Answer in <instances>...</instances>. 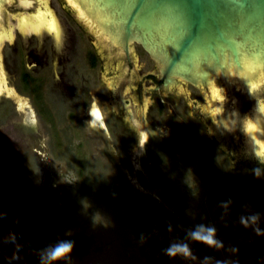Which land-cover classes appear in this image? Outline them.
Wrapping results in <instances>:
<instances>
[{
  "label": "rangeland",
  "instance_id": "374dc122",
  "mask_svg": "<svg viewBox=\"0 0 264 264\" xmlns=\"http://www.w3.org/2000/svg\"><path fill=\"white\" fill-rule=\"evenodd\" d=\"M46 2L58 32L0 29L5 81L32 111L18 110L7 88L0 92V264H41V250L62 240L75 245L67 264H264V167L229 155L210 136L208 92L187 85L173 98H153L145 86L147 142L139 143L142 133L85 29L64 0ZM73 35L71 60L62 58L77 87L68 97L56 85L62 65L53 47L65 49ZM142 61L136 57L138 74L157 73L146 53ZM91 96L107 117L115 155L88 130ZM259 137L255 153L264 154V124ZM197 225L213 227L222 246L191 239ZM176 242L190 254L166 255Z\"/></svg>",
  "mask_w": 264,
  "mask_h": 264
},
{
  "label": "water",
  "instance_id": "95a60500",
  "mask_svg": "<svg viewBox=\"0 0 264 264\" xmlns=\"http://www.w3.org/2000/svg\"><path fill=\"white\" fill-rule=\"evenodd\" d=\"M64 1L94 45L115 97L117 90L126 94L153 73L136 71L127 84L124 66H113L112 51L129 55L139 45L155 63L166 91L190 84L208 92L214 109L210 136L229 155L264 167V154L255 153L244 138L249 113L264 107L257 104L264 97V0ZM9 26L60 30L46 0H0V29ZM131 98L142 120L141 102L135 94ZM118 102L135 125L130 107ZM100 111L102 119L93 127L90 116L89 124L108 136Z\"/></svg>",
  "mask_w": 264,
  "mask_h": 264
},
{
  "label": "flooded vegetation",
  "instance_id": "af4514ba",
  "mask_svg": "<svg viewBox=\"0 0 264 264\" xmlns=\"http://www.w3.org/2000/svg\"><path fill=\"white\" fill-rule=\"evenodd\" d=\"M39 5V4H38ZM15 6V5H14ZM13 6V7H14ZM37 6V5H36ZM12 7V8H13ZM39 7H42V6H40L39 5ZM15 8H17V6L15 7ZM11 9V8H10ZM39 9V8H38ZM45 9H47V8H45V7H42V10H45ZM50 18H51V15L49 16ZM52 19V18H51ZM51 19H49V21L51 20ZM78 23V22H77ZM79 24V23H78ZM58 36V35H57ZM74 36V35H73ZM71 37V36H69V37H67L64 41H65V46L64 47H62V48H65V49H59L58 48V46L57 45H55V47H53L54 48V59H55V61L57 60V59H59L60 60V63H61V65H62V71H60V77L59 78H57L56 77V82H57V86L58 87H60L59 89H60V91L62 92V93H64L65 95H68V97H73L74 95H75V89L77 90V87H75L76 85L73 83V80L71 79L72 77V75H74V74H76L77 72H78V70H76L75 69V72H71V78H69L68 76V71H67V68H66V65H65V63L62 61L63 59L62 58H64V59H66L67 61H69V60H71V57H68L67 56V50L69 51V48H70V46H72V48H73V46H75V39L74 38H76L75 36L74 37ZM63 41V42H64ZM66 47H67V49H66ZM59 50H61V52H59ZM64 50V51H63ZM71 51V50H70ZM113 52V54L116 56V58H114V63H113V66L115 65V67L118 65V63H121L120 65H122V66H124V68L126 69V71H127V73H126V76H125V80L127 81V84H129L130 83V78H131V75L132 74H134V73H136V71L138 70L137 69V67L135 66V61H136V57L137 56H139V58L141 59V61H142V59H143V53L145 54L146 52L139 46V45H134V46H132V51L130 52V54L129 55H127V54H122V53H119V52H117V51H112ZM147 54V53H146ZM61 55V56H60ZM114 56V57H115ZM0 58H1V55H0ZM150 58V57H149ZM32 59H33V61H36V63L38 64L37 66H40L42 63H43V61H44V59H43V57L39 54V53H35V54H32ZM1 60V59H0ZM151 60V59H150ZM152 61V60H151ZM143 62V61H142ZM153 62V61H152ZM144 63V62H143ZM1 67V66H0ZM74 68V67H73ZM72 68V69H73ZM156 69H157V67H156ZM0 73L2 72V74L5 76V79H6V75H5V72H4V70H3V68L1 67L0 68ZM82 80L84 81L85 79H84V77H82ZM6 83V82H5ZM59 84V85H58ZM75 85V86H74ZM187 85H190V84H184L183 85V87H185V86H187ZM5 87H4V89L5 88H7L8 90H6L5 91V93L6 94H8V95H6V97L7 98H9V99H11V101L17 106V108H18V110L20 109V107H21V109H23V110H26V111H30V109H29V106H28V104H29V101H28V99L26 100V99H24V98H22L21 97V95L15 90V89H13V88H9L8 87V85H7V83L4 85ZM145 86H151L150 88H149V91H148V93L149 94H151L152 96H153V98H154V96L156 97V96H159V95H161V96H164L165 98H169V97H171V98H173V97H175L174 96V94L175 95H178V89H170V90H168V91H166L165 90V88L163 87V81L161 80V77H160V75H159V71H158V69H157V73L156 74H154V73H149V74H146V75H144L141 79H139V81H138V83H137V87H136V89H133L132 87H130V90H129V92L128 93H130V94H128V93H123L122 94V88L121 89H119V90H117V93H118V96H116V99H118L120 102H122V103H124V105H126V106H128V107H130V110H132V112H133V118H134V123H135V125H136V127H137V129H138V131H140L142 134H141V138H142V140L140 139V141H139V143L141 142V143H143V141L144 142H147V141H145V137H146V131H145V126L143 125V122H142V120H139L138 118H137V116H136V110H135V108H134V104H133V102H132V98H131V93L132 94H135L137 97H138V100L140 101V102H142L143 103V99H144V93H145ZM116 92V91H115ZM114 92V93H115ZM24 101H23V100ZM94 102H97L98 103V105H99V108L102 110V105L98 102V100L96 99V97H94V96H91V103H90V107H89V109H88V111H87V121H88V124H87V127L89 128L88 130H91V132H92V134H93V136H96V137H99L100 138V140H101V142L103 143V144H105L104 145V147H105V151H104V153L106 154V153H108V152H111L112 154H116L112 149H113V145L111 144L112 142V140H111V131H110V129H109V123L107 122V117H106V115H105V113H104V111L102 110V112H103V114H104V116H105V122H106V124H107V127H108V132H109V135L107 136V134L104 132V131H102V130H95V129H93V128H91V126H90V124H89V121H90V109H91V107L93 106V103ZM239 102V101H238ZM237 102V103H238ZM235 103V102H234ZM236 103V104H237ZM30 112H32V111H30ZM227 112H229V110L227 111ZM227 112H225V113H227ZM230 116V115H229ZM227 118H229V117H227ZM226 118V119H227ZM232 118V122L233 123H235V119H233V117H231ZM85 120V119H84ZM248 119H246V121H247ZM122 121H124L125 122V120L122 118ZM246 121H245V126H246V128H245V134H244V138H245V140H247L248 138H247V123H246ZM128 123V122H127ZM219 124H220V127L221 128H223V124H222V122H221V118H219ZM222 124V125H221ZM233 126V125H232ZM130 138H134V139H136V137L135 136H132V135H130ZM244 144H245V141H244ZM132 148V147H131ZM244 149V148H243ZM245 151V150H244ZM248 153V152H247Z\"/></svg>",
  "mask_w": 264,
  "mask_h": 264
},
{
  "label": "clouds",
  "instance_id": "9594fccd",
  "mask_svg": "<svg viewBox=\"0 0 264 264\" xmlns=\"http://www.w3.org/2000/svg\"><path fill=\"white\" fill-rule=\"evenodd\" d=\"M97 113H99V115H97ZM89 114L92 117V126L95 127V122L102 119L99 106L94 103ZM254 171H257L258 174V170ZM0 218H3L2 214H0ZM250 219L254 221L257 217H251ZM241 222L247 225V221L244 218H241ZM169 230H171V226H169ZM257 233L260 234L259 229H257ZM189 237L210 247L222 246V243L215 238V229L213 227L197 225L194 229L190 230ZM14 239L13 235L12 240L14 241ZM74 247V242L71 240L58 241L56 244L41 250L40 262L41 264H61V262L67 264L71 259ZM165 254L168 256H187L190 254V248L184 242H176L170 244L169 247L165 249Z\"/></svg>",
  "mask_w": 264,
  "mask_h": 264
},
{
  "label": "bare ground",
  "instance_id": "6f19581e",
  "mask_svg": "<svg viewBox=\"0 0 264 264\" xmlns=\"http://www.w3.org/2000/svg\"><path fill=\"white\" fill-rule=\"evenodd\" d=\"M1 79L2 81L4 80V82L0 84V92L4 89L5 87L4 85L6 84L5 77L1 76ZM263 124H264V107H261L255 109L250 120H248V125H247V135L249 139H247L246 143L254 152H256L255 142L260 141L259 135L261 133V127Z\"/></svg>",
  "mask_w": 264,
  "mask_h": 264
},
{
  "label": "snow or ice",
  "instance_id": "6c2138e0",
  "mask_svg": "<svg viewBox=\"0 0 264 264\" xmlns=\"http://www.w3.org/2000/svg\"><path fill=\"white\" fill-rule=\"evenodd\" d=\"M97 115H99V113H97Z\"/></svg>",
  "mask_w": 264,
  "mask_h": 264
}]
</instances>
